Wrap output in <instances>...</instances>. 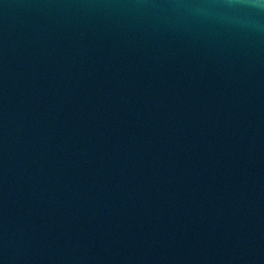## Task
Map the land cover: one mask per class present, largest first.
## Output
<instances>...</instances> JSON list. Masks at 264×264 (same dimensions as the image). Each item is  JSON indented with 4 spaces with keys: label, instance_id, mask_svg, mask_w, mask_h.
<instances>
[{
    "label": "water",
    "instance_id": "water-1",
    "mask_svg": "<svg viewBox=\"0 0 264 264\" xmlns=\"http://www.w3.org/2000/svg\"><path fill=\"white\" fill-rule=\"evenodd\" d=\"M0 264H264V2L0 0Z\"/></svg>",
    "mask_w": 264,
    "mask_h": 264
},
{
    "label": "clouds",
    "instance_id": "clouds-1",
    "mask_svg": "<svg viewBox=\"0 0 264 264\" xmlns=\"http://www.w3.org/2000/svg\"><path fill=\"white\" fill-rule=\"evenodd\" d=\"M262 2H264V0H262Z\"/></svg>",
    "mask_w": 264,
    "mask_h": 264
}]
</instances>
